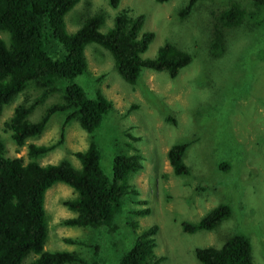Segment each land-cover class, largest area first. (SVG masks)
I'll list each match as a JSON object with an SVG mask.
<instances>
[{"label":"rangeland","instance_id":"rangeland-1","mask_svg":"<svg viewBox=\"0 0 264 264\" xmlns=\"http://www.w3.org/2000/svg\"><path fill=\"white\" fill-rule=\"evenodd\" d=\"M188 0H120L116 10L106 0H79L64 16L65 29L76 31L86 17L103 14L101 33L113 26L115 14L127 9L131 15H144L142 32H152L154 40L142 55L152 59L165 43L175 44L191 54L192 62L174 79L165 72L143 70L134 85L124 82L115 70L110 53L98 45L84 49L87 71L62 87L74 83L89 98L96 92L112 103L110 111L91 134L72 121L65 129L64 141L39 160L42 165L68 161L75 169L74 157L93 142L100 153V169L112 177L116 155L138 151L142 169L130 178L137 191L134 203H126L117 216L116 232L67 227L63 221L74 217L62 204L75 197L73 190L56 183L44 195L47 235L44 250L79 253L89 261L98 255L101 264H117L119 255L132 243L136 233L157 226L156 256L161 264H199L195 248H219L231 234L239 233L251 242L253 264H264V26L251 21L225 30V48L218 59L209 52L216 17L236 2L250 11L247 0H198L185 19L177 16ZM60 56V55H58ZM60 88V83L58 85ZM38 92L28 88L3 107L0 114V152L4 157L26 162V145L51 144L59 138L63 117L53 115L43 133L17 148L5 132L13 109L30 104ZM52 95L28 116L36 122L51 104ZM192 141L183 162L189 176L173 175L166 157L174 144ZM225 165L228 170H222ZM132 202V201H131ZM219 204H228L231 216L213 231L185 234L180 223H196ZM148 209L145 216L134 212ZM136 225L130 230L128 226ZM74 240L72 244L64 240ZM129 244V245H128ZM128 245V246H127ZM95 252V253H94ZM28 255L22 262L33 259Z\"/></svg>","mask_w":264,"mask_h":264},{"label":"trees","instance_id":"trees-1","mask_svg":"<svg viewBox=\"0 0 264 264\" xmlns=\"http://www.w3.org/2000/svg\"><path fill=\"white\" fill-rule=\"evenodd\" d=\"M106 1L113 10L120 2ZM154 1L163 4L169 0ZM197 1L188 0L178 10V18L189 16ZM247 1L252 8L250 11L234 2L216 17L213 39L209 44L213 58L218 59L223 54L225 30L240 27L249 20L255 28L264 26V0ZM78 2L0 0V114L4 106L28 88L38 92L34 102L21 103L13 109L4 123L5 132L19 149L28 139L40 136L53 115L63 117L55 143L26 145V162L20 157H4L0 152V264H22L30 254L34 258L26 264H101L97 254L87 261L76 252L44 250L47 235L44 195L56 183L66 185L75 194L74 198L62 202L74 214V217L63 221L67 227L115 233L117 226L113 222L126 203L135 202L133 198L137 191L131 186L130 178L143 167V157L137 150L113 158L111 178L102 173L100 153L93 142L86 150L73 154L80 163L79 169L66 160L56 164L39 163L63 143L65 129L70 122L78 123L82 130L91 134L113 109L112 103L99 92L89 98L77 84L69 83L62 87L63 81L72 80L87 71L85 47L92 43L108 51L116 72L130 85L137 82L143 70L165 72L174 79L192 62L191 54L172 43L163 44L154 58H142L154 40V34L142 32L144 15H131L127 9L115 14L113 26L106 33L100 32L103 14L86 17L76 31L67 32L64 16ZM57 94L59 102L47 107L38 121H28V116L38 105ZM192 143L174 144L167 151L166 157L174 176L190 175L183 157ZM224 166L220 168L228 170ZM148 211L134 213L145 216ZM230 216V206L219 204L196 223L182 221L180 226L185 234L210 232ZM128 228L135 231L137 226ZM156 233L157 226L154 225L136 233L129 242L132 244L120 255L118 252L117 264H161L164 258L154 253ZM64 241L68 244L75 242ZM194 257L199 264H253L251 242L239 233L228 236L219 248H195Z\"/></svg>","mask_w":264,"mask_h":264}]
</instances>
